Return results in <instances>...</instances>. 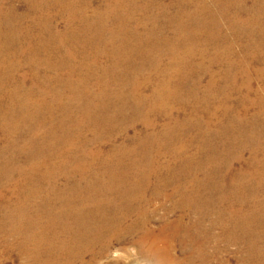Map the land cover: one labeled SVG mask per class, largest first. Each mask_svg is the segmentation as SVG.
I'll use <instances>...</instances> for the list:
<instances>
[{"label":"bare ground","instance_id":"bare-ground-1","mask_svg":"<svg viewBox=\"0 0 264 264\" xmlns=\"http://www.w3.org/2000/svg\"><path fill=\"white\" fill-rule=\"evenodd\" d=\"M20 1L35 13L24 31L30 15L0 0L5 247L24 264H116L111 257L123 244L148 264H212L213 244L228 239L244 245L242 264H264V111L244 120L228 113L227 95L217 108L204 102L207 93L215 99L223 93L210 72L221 60L217 54L225 51L227 76L234 62H255L251 52L245 54L246 45L238 54L219 32L217 10L227 9L228 1L212 0V8L208 0H173V12L160 0H101L100 7L93 0ZM154 7L158 11L150 16ZM240 11L245 26L232 23V29L237 38L255 41V32L264 28V0ZM57 15L67 16L63 31L56 27ZM202 35L208 46L216 45L214 55L205 45L198 48ZM197 55L207 66L199 67ZM23 68L27 73L16 75ZM250 104L264 108V99ZM240 108L246 116L247 105ZM217 110L214 130L209 115ZM158 116L169 124L149 132ZM140 120L146 127L130 136L128 128ZM180 125L196 129L197 147L207 151L198 161L184 158L190 139L172 130ZM118 136L126 140L116 144ZM177 143L176 153L184 158L177 170L172 163L164 173L151 166L152 155ZM247 149L254 162H243ZM198 171L211 182L199 179ZM218 201L223 205L217 209Z\"/></svg>","mask_w":264,"mask_h":264},{"label":"rangeland","instance_id":"rangeland-1","mask_svg":"<svg viewBox=\"0 0 264 264\" xmlns=\"http://www.w3.org/2000/svg\"><path fill=\"white\" fill-rule=\"evenodd\" d=\"M223 1H225V0H223ZM226 1H228L227 9H224L222 7L221 9L218 8V10H217L218 14L220 16V22H219L220 23V30H219V32H221V35L223 36V41L225 40L228 43V46L233 47V50L238 54H240L242 52L243 45H246L244 48L246 50L245 54L251 52L255 56V62H252V61L249 62V64L247 66L236 64L234 62L233 65H231L232 69L228 73V76H227L226 75L227 73H225V72H227V66H228V62L226 61L227 57H226L225 51H222V48L225 46H221L222 48H220L221 49L220 51H222V52L217 54L218 57L221 58V60H219V63H216L212 66L210 72L212 71L216 75L215 80H216V82H218V86L221 89H223V91H222L223 93H221L219 96H217L216 97L217 99L213 98V95H212L213 93H207V95L205 96L206 99H204V102H206V104L210 105L211 107L217 108L218 103L219 104L222 103V100H221L222 97L224 95H227V96H229V100H230L229 104H227L228 105V113L232 116L240 117L244 120H247V119H251V118L256 117V115H257L256 110L259 112L264 111V108L257 107L254 105L251 106V104H250V102L255 103L258 100L264 99V28L260 32L259 31L255 32V37H256L255 41L247 40L244 37L237 38V33L235 32L236 30L232 29V26H233L232 23L237 24L240 27L245 26L244 25V19L246 18V15H244L245 13L243 14V11H240V10L244 6H247V7L250 6L252 3V0H226ZM231 1H234V2L230 3ZM10 2L15 5L18 13L30 15L29 18H27L23 21V24L21 27V29H23V30H21V31H24L26 28L31 26V24H30L31 18H33V16H35V13L31 10L29 13V9H28L29 6L27 7V5L20 0H10ZM93 2H94L93 4L95 7H100L103 3L101 0H93ZM142 2L143 1L140 0L139 2H137V4L141 5ZM160 3L167 6L171 12H173L175 10V5L173 3V0H160ZM207 3H208V5L212 6V8H213V5H215V3L212 2V0H208ZM225 4H224V6H225ZM157 6H159V5H157ZM156 11H158V9L156 7L152 8L149 15L152 16V14H155ZM239 11L242 13L237 14V12H239ZM55 12L56 11L54 10L53 13L56 14ZM58 16H60V17H58ZM65 16L66 15H64V16L57 15V17H56L55 24H56V27L58 28V30H60V31H63L65 26H66V19H67L66 17L67 16L66 17ZM140 16H141V14L137 15V17H140ZM161 22L162 23L164 22L163 18L158 19V23H161ZM252 26H254V25H252ZM132 27L134 28V26H132ZM138 27H139V25L136 26V28H138ZM128 28L131 29V26H128ZM253 28H255V26ZM29 34L37 35L38 31L37 30H35V31L31 30L29 32ZM166 34L171 35L172 29L169 28L167 30ZM33 38H35V37H33ZM200 39L201 40L198 43V45H199L198 48H200V47L202 48L205 45V47L208 48V55H214V47H216V45H209L208 46V44L206 42V38L203 35L200 37ZM20 43H21L20 45L26 44V41L22 40V42H20ZM20 45L18 44L17 47H20ZM199 58L200 57L198 55L194 56V60L196 62H198L199 67H200V65L207 66L206 64H200L201 60ZM232 59H234V58H232ZM203 61H205L204 63H206V60H203ZM203 61H201V62H203ZM165 62H166V60H165ZM22 73L23 74L27 73V68L21 69L16 75H18L20 77V74H22ZM208 79H209V77L207 74L203 76L202 82H201L202 88H204L206 86V84L208 83ZM25 81H26V83H25L26 86L31 85V78L27 77L25 79ZM227 82H229L230 85H228ZM222 83L227 84L228 88H226L227 85H224ZM225 90H227V91H225ZM227 96H224V97H227ZM1 103L2 102L0 100V104ZM242 103L244 105H247V107H248V109L246 111V116H244L242 114L243 111L240 108ZM173 104H170L169 110H171L173 113H175L177 107L174 106ZM193 104H194V101L192 100V98H190V101H188V103H187L188 110H190V107ZM188 112L189 111H186L185 113H188ZM144 113H146V112L144 111ZM220 113L221 112L217 110V116H213V115L210 116L209 115V118H210V120L214 126V127H211V129L215 130L216 123H218L217 121L219 120L218 116ZM121 115L123 116V112ZM125 116H126V120H127V118H128L127 112H126ZM149 116H150V118H152L150 120H154V116L152 114H149ZM209 118H208V114H205L202 117V119H200V121L202 122L203 125H205V124H207V121L209 120ZM155 120L156 121L153 122V128L152 129L147 128L149 132L160 133L163 131L162 128L165 129L166 126L169 124V121L163 117L158 116L157 119H155ZM143 125L145 126L144 122L143 121L141 122V120H140V121L136 122V125H134L133 128L129 127L128 133L130 134V136L133 135V132L136 131V129L143 130L144 129ZM172 130L177 131L179 134H181L182 132H185L186 137L184 138V140L187 141V139H190V141L187 142L185 148L183 149V154H184L185 159H188V160H194L195 159V161H198L200 159L199 158L200 156L204 157L203 154H204V152H207V151L206 150L205 151L204 150L199 151V149L197 147V143L194 139L196 136L195 135L196 129L195 130L194 129L189 130L188 126L180 125V126L174 127ZM200 130H202L201 127H200ZM186 131H188V132L186 133ZM84 135H86V137H88V138H91L92 132L90 130H86ZM125 140H126V137L118 136L116 139V144H121ZM2 146H3V143H2V139L0 138V148ZM178 146H180V143H177L174 146H170L169 148H166L169 152L164 153V154L160 155L159 157L152 155L151 166H153V167H157V165L160 166L161 172L164 173L165 170H167V168H165L164 166H166L167 163H172L171 169L174 166V169L177 170L176 168L178 166H180L184 161V158L180 155L178 156V154L176 153L177 149L179 148ZM106 148H108V146H106ZM175 148H176V150H175ZM252 155H253V153L250 150L247 149V151H244L243 162L250 161V160H252L254 162V159L251 158ZM255 158H256L255 161H257L258 159L262 158V155L259 153L258 157L255 156ZM205 161L203 162V160H202L199 163L205 164ZM234 167L236 168V170L240 168L237 162H234ZM208 171H210V170L206 169V172H208ZM198 172H199L198 173L199 179H201V180L205 179V181L208 184L211 182L212 178L210 177V175L207 174V177H208L207 178L204 176L202 171H198ZM253 178H254V176L250 177L249 179H253ZM225 183H226V186H228L229 181H227ZM10 189H12V188H10ZM10 193H11V190H10V192H8V196H10ZM215 194H216V197L218 195H220L219 192H215ZM230 201L234 206L238 205V202L236 204L235 200L233 201L232 198H230ZM221 205H223V203L218 201L216 204V208L218 209V207H220ZM0 209H1V207H0ZM1 215H2V213L0 211V217H1ZM215 231H216L217 235H220V230L218 228ZM2 235H4V233L0 231V264H24V258L22 256L18 255V252L16 253V251L8 250V248L5 247V240H4V238L1 237ZM8 242L12 244L11 241H8ZM117 247H118V252L121 254V258L114 259L113 258L114 255H112L113 257H111L112 261H114L116 264H118V263L119 264H125L126 260H127L128 264L136 263L137 261L143 260L142 257H140L138 254L135 253L133 255V252H129L128 246L126 244H123V246L119 245ZM213 247H214V255H213V259H212V264H242L241 260L244 257V255L246 254L244 245L238 241L235 243V242H229L228 239H224L221 242H216L215 244H213ZM130 256H132V257H130ZM128 257H129V259H128ZM122 258L123 259L125 258V259L122 260Z\"/></svg>","mask_w":264,"mask_h":264},{"label":"clouds","instance_id":"clouds-1","mask_svg":"<svg viewBox=\"0 0 264 264\" xmlns=\"http://www.w3.org/2000/svg\"><path fill=\"white\" fill-rule=\"evenodd\" d=\"M129 251H131V252H133V254H135L134 249H129ZM113 258L114 259L121 258V254L117 251ZM125 264H128L127 260L125 261ZM137 264H148V262L140 260V261H137Z\"/></svg>","mask_w":264,"mask_h":264}]
</instances>
